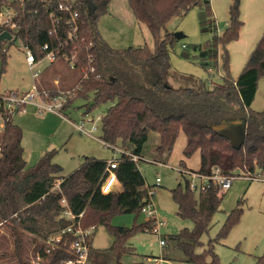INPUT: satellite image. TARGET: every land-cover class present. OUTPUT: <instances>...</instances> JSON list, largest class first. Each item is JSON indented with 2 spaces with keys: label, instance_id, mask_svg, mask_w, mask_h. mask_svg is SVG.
<instances>
[{
  "label": "trees",
  "instance_id": "trees-1",
  "mask_svg": "<svg viewBox=\"0 0 264 264\" xmlns=\"http://www.w3.org/2000/svg\"><path fill=\"white\" fill-rule=\"evenodd\" d=\"M60 1L0 0V9L9 6L17 11L14 19L19 27L12 40L30 47L37 60L45 56L47 51L42 46L48 43V50L58 48L61 60L76 48L78 70L94 66V71H89L86 77L80 70L79 87L75 95L69 97L65 110L74 97L86 98L88 111L101 102L111 103L102 115L101 138L113 146L144 156L150 132H157L159 141L151 158L158 161L165 162L183 131L187 137L183 153L189 157L200 151L198 171L201 173L209 174L215 167L227 174L237 169L264 167V109L251 108L258 81L264 76V34L237 78L232 76L226 52L222 84L210 87L200 80L196 86L174 87L168 82L172 67L170 47L179 39L173 32L162 35L167 23L174 16L199 7L202 30L212 31L214 35L196 49L202 65L210 68L218 65L219 47L222 45L227 51V45L240 36L244 25L242 0H232L229 24L223 34L217 33L210 0H128L135 18L153 35L154 49L147 45L116 48L104 39L99 22L108 12L111 0H74L73 11L77 13L78 25L75 33L70 23L71 13L59 8ZM12 40L0 42L2 72L8 62V44ZM235 120L247 123L245 140L238 147L218 128L226 123L234 127L231 122ZM23 135L22 127L14 118L6 121L0 132V225L5 223L18 242L23 231L33 234L34 252L40 251L43 256L41 264H64L74 257L69 243L47 252L46 240L69 222L60 215L61 200L65 196L75 214L83 212L84 227L97 228L105 224L113 236L109 248L93 252L91 236L89 260L95 255L93 260H101L99 264H122L121 256L133 252L128 243L133 234L137 230H152L155 226L154 219L133 227L111 224L115 214L138 212L145 204L148 184L139 163L121 154L115 168L121 188L114 187L104 193L101 181L108 159L86 157L80 167L63 175L60 174L62 166L53 161V150L46 151L36 164L28 165ZM180 165L184 167L183 160ZM182 175L186 184L179 183L172 188V197L178 214L190 219L193 226L167 235L169 251L158 257L187 264H205L210 257L211 264H220L214 244L224 239L240 221L243 208L239 205L233 208L217 236L203 247L202 235L209 231L224 194L214 183L197 193L190 188V178ZM200 247L203 249L199 250ZM105 252L108 254L104 259L101 255ZM263 260L264 254L257 264Z\"/></svg>",
  "mask_w": 264,
  "mask_h": 264
},
{
  "label": "rangeland",
  "instance_id": "rangeland-1",
  "mask_svg": "<svg viewBox=\"0 0 264 264\" xmlns=\"http://www.w3.org/2000/svg\"><path fill=\"white\" fill-rule=\"evenodd\" d=\"M244 4L245 10L243 11ZM109 5L111 8L109 6L108 12L100 19L99 31L111 46L126 48L147 45L154 49V38L148 27L138 21L134 15L133 21L129 19L128 15L133 13L128 0H111ZM263 6L264 0H242V19L246 23L240 31L239 38L227 45V51L224 46L219 47L218 65L211 66V69L202 65L198 56L199 51L196 49V46L205 45L214 35L212 31L202 30L199 7H193L184 15L174 16L163 29L162 35L167 32H183L185 36L180 38L173 47H170L169 57L172 65L170 71H174L176 76L168 75L169 84L174 87L196 86L200 80L210 87L222 84L226 52L229 55L232 76L237 78L264 34ZM226 14V18L229 19V9ZM221 24L222 22L218 20V34H223L227 28V26L220 27ZM183 44L186 45V48ZM8 47V62L3 72L0 62V92L11 89L29 90L39 78L34 79L32 76V71L26 61L25 48L16 39H13ZM55 63L59 66L53 71L56 81L49 78L46 82L51 83L50 86L57 91H66L76 86L81 71L70 69L69 65L61 59ZM51 64L49 59L44 57L36 64L35 69L41 70L43 75ZM210 81L214 84H210ZM87 102L86 98L74 97L72 104L66 108L67 118L48 111L40 112L33 106H29L26 112L16 116L17 122L23 121L20 126L24 132V157L28 165L36 164L46 151L53 150V161L62 166L60 174L67 175L80 167L86 157L96 156L111 159L120 155L117 150L101 140L102 118L100 116L105 114L111 103L101 102L88 111ZM251 108L254 110L264 109V76H261L258 81L257 93ZM88 116L93 117L94 123L98 125L94 130L96 137L81 132L69 120L80 122ZM91 126V122H86L87 128ZM158 141L157 132H150L149 141L145 147L146 158L152 157V150ZM186 142L187 137L181 131L171 153L164 160L172 166L159 165L149 160L140 161L139 168L144 173L147 184L152 185L157 176L161 177V186L155 192L154 201L157 205V216L165 223L160 227V232L137 230L128 241L129 245L133 247V252H126L121 256L122 264L174 263L161 260L158 257H162L165 252L163 250L167 246L160 245V234L162 237H166L169 234L178 233L184 227L191 228L193 223L190 219L183 218L178 214V206L173 200L172 188L179 183H182L183 186L186 184L182 173L173 165H179L183 160L184 167L198 170L201 163L200 151H196L189 157L184 155L183 149ZM236 172L242 173L241 169H237ZM221 194L224 196L220 209L215 213L209 231L202 235L203 247H207L208 242L217 236L228 213L239 205L243 208L240 221L224 239L214 244V250L218 254L220 264H257L264 254V182L239 177L234 180L229 189H221ZM150 218L151 216L142 210L118 213L112 217L111 224L133 227ZM0 232V264H35L37 259L34 252L33 234L23 231L21 241L18 242L5 223L0 225ZM112 243L113 236L108 227L105 224H99L92 233V252L95 249H107ZM203 247H200L199 250H202ZM2 253L8 255L2 257ZM107 254L105 252L101 256L105 259ZM94 257L95 255L87 264H99L101 260L97 262L96 259L93 260ZM207 260L208 263L205 264H211V258L209 257ZM106 264H110V262ZM260 264H264V260Z\"/></svg>",
  "mask_w": 264,
  "mask_h": 264
},
{
  "label": "built area",
  "instance_id": "built-area-1",
  "mask_svg": "<svg viewBox=\"0 0 264 264\" xmlns=\"http://www.w3.org/2000/svg\"><path fill=\"white\" fill-rule=\"evenodd\" d=\"M73 3L74 0H61L59 2V8L68 10L71 13L70 23L72 24V32L75 33L77 31L78 25L76 20L77 13L73 11ZM16 13L17 11H15L12 7L9 6H3L0 9V33L3 31H9L13 35L12 38L14 37V33L18 30L19 27L14 19ZM2 41H4L5 43L7 42V40ZM183 46H185V44H183ZM24 48L26 54V61L29 65L30 70L32 71V76L34 79H38L40 78L42 71L35 68L36 64L41 59H36L35 54L30 47L24 46ZM42 48L47 51L44 57H47L51 63H54L59 60L58 48L48 50V43L44 44ZM63 61L69 65L70 69H78V57L76 48H74V52H72L70 55H65ZM209 69H211V67ZM80 70L83 73L82 76L86 77L89 71H94V66H91L89 68L81 67ZM210 84L214 83L210 81ZM78 87L79 84L77 83V85L71 89H68L66 91H57L56 89H52L50 87H40L39 84L35 82L32 87L26 91L11 89L0 92V132L3 130L6 121L15 118L18 114L26 112L29 106L36 107L40 112L48 111L58 116L67 118L65 113L66 104L68 102L69 97L75 95V91L78 89ZM100 118H102V115L100 116ZM69 120L81 132L96 137V135H94V130L97 129L98 125L94 123L93 117L88 116L80 122H75L71 119ZM86 122H91L92 126L90 128H87ZM101 140L106 145L117 150L120 155L124 153L128 155L132 160L138 163H140V161L142 160H149L159 165L172 166L167 162L158 161L153 158H146L145 155L141 156L124 147L113 146L104 141L102 138ZM118 157H113L107 160L105 175L103 180L101 181V189L104 193H107L112 190L115 187V184L118 182L117 174L115 171V168L118 166L119 163ZM173 166L178 168L181 173L185 174L187 177L190 178V188L193 191H196L197 193L203 191L207 186H209L210 183L219 185L221 189H229L233 184L234 180L239 177L247 178L251 181L264 182V167L259 166L256 167L254 170L244 168L241 169L242 173H237L235 170L233 173L230 174L224 173L220 169V167H215L211 173L206 174L201 173L198 170L185 168L180 164ZM160 186L161 177L157 176L155 182L152 185L148 184V197L145 198V204H143L142 206V211L149 214L151 216L150 219L155 220V226L152 230L157 232H160V227L165 223L164 220H159L156 213L157 206L154 202L155 192ZM61 203L63 205V210L60 215L63 218L68 219L69 222L57 234L50 236L46 240L47 244L49 245V247L47 248V252H49L51 248L57 247L59 245H66L69 243L70 249L74 257L66 260L64 264H87L89 261L90 254L89 240L92 236L95 226L84 227L81 222L83 212L75 214L69 206V202L65 196L62 198ZM160 245L162 247L167 245L166 238L162 237L161 234ZM42 257V253L38 251L36 253L37 260L35 264H41ZM173 264L187 263L174 262Z\"/></svg>",
  "mask_w": 264,
  "mask_h": 264
},
{
  "label": "crops",
  "instance_id": "crops-1",
  "mask_svg": "<svg viewBox=\"0 0 264 264\" xmlns=\"http://www.w3.org/2000/svg\"><path fill=\"white\" fill-rule=\"evenodd\" d=\"M211 1V5H212V9H213V12H214V14H215V17H216V21H217V23H218V20L220 21V22H222V24L220 25V27H225V26H228V24H229V19L228 18H226V16H227V14H226V11L229 9V7H230V4H231V2H232V0H210ZM110 6V5H109ZM264 7V6H263ZM110 8H111V6H110ZM245 10V4H244V7H243V11ZM133 13V12H132ZM244 13V12H243ZM129 14V13H128ZM263 14H264V12H263ZM243 14H242V7H241V16H242ZM124 16V15H123ZM128 17H129V19L131 20V21H133L134 19H133V14H129L128 15ZM135 17V16H134ZM218 19V20H217ZM244 23H246V22H244ZM105 39V38H104ZM106 40V39H105ZM107 41V40H106ZM108 42V41H107ZM59 66L58 65H56V63L54 62V63H52L51 65H50V68H47L45 71H44V73H43V75H42V73H41V76H40V78H39V80L37 81L38 82V84H39V86L40 87H50V88H52V89H54L53 87H51L50 85H51V83H47L46 81L50 78H53L54 79V81H56V77L54 76V68H55V70L58 68ZM170 74H174V71H170L169 72V74L168 75H170ZM175 75V74H174ZM176 76V75H175ZM32 116V115H31ZM22 118V117H21ZM24 118V117H23ZM14 121L16 122V123H18L19 125H21L22 123H23V121H21V120H19V122H17L16 121V117L14 118ZM23 138H24V135H23ZM191 169V168H190ZM115 187L116 188H121V185H120V183H116L115 184ZM155 202V201H154ZM156 204V203H155ZM157 206V205H156ZM166 246V245H165ZM164 246V247H165ZM163 251H165L164 253H167V251H169V245L167 244V246L165 247V249L163 250ZM163 253V252H162ZM161 260H164V261H172V260H169V259H163V258H160ZM174 262V261H173Z\"/></svg>",
  "mask_w": 264,
  "mask_h": 264
},
{
  "label": "water",
  "instance_id": "water-1",
  "mask_svg": "<svg viewBox=\"0 0 264 264\" xmlns=\"http://www.w3.org/2000/svg\"><path fill=\"white\" fill-rule=\"evenodd\" d=\"M12 33L9 31H3L0 33V41L2 40H8L12 38ZM175 36L180 39L185 36L183 32H176ZM233 126H230V124H221L218 126L219 129H221V134L227 136L234 146L238 147L240 146L244 140H245V134H246V127L247 123L245 120H235L231 122Z\"/></svg>",
  "mask_w": 264,
  "mask_h": 264
}]
</instances>
